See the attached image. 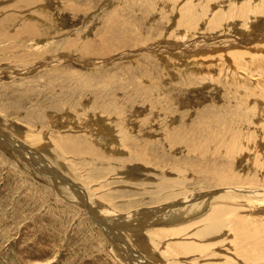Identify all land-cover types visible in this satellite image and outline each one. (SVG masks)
Segmentation results:
<instances>
[{
	"label": "rangeland",
	"instance_id": "rangeland-1",
	"mask_svg": "<svg viewBox=\"0 0 264 264\" xmlns=\"http://www.w3.org/2000/svg\"><path fill=\"white\" fill-rule=\"evenodd\" d=\"M254 1L224 0L213 9L227 16L214 25L197 0L192 14L204 17L198 33L183 38L189 0H0V20H14L0 24L9 37L0 39V264H264V248L252 260L231 222H207L225 207L264 245V197L248 192H264V118L247 116L264 112V2ZM245 4L262 5V13L240 19ZM116 32L129 43L107 55L79 53L80 45L109 47ZM45 42L41 56L23 63L21 53ZM27 128L47 142L29 143ZM61 137L90 150L62 156L52 148ZM178 142L212 155L171 151ZM107 161L111 170L98 171ZM154 212L162 213L156 222L144 216Z\"/></svg>",
	"mask_w": 264,
	"mask_h": 264
},
{
	"label": "bare ground",
	"instance_id": "bare-ground-1",
	"mask_svg": "<svg viewBox=\"0 0 264 264\" xmlns=\"http://www.w3.org/2000/svg\"><path fill=\"white\" fill-rule=\"evenodd\" d=\"M164 1H168V0H164ZM195 1V2H194ZM196 1L197 0H189V2H188V4L189 5H187V6H185L184 8H182V11H183V13H185V17H182V19H184V21L182 22V24L183 25H181L180 24V28H183L182 30H183V32L182 31H179L178 33H180V34H182L183 33V38H185V37H191L192 35L194 36V33H193V31H195V29L193 30V27L196 25V24H198L199 22H200V20L199 19H201L202 17H204V15H203V12L200 14V15H196V13H195V15H193L192 13H193V9L194 8H196L195 7V3H196ZM224 0H200V3L201 2H203V5L201 4V6H203V7H209L210 8V10H209V14H207V19H208V21H210L209 19L211 18V17H215L216 18V20L215 21H213V19H212V21L214 22V25L215 24H217V23H219L220 21H222V19H225L224 18V16H227V15H224V14H222L221 12H220V10H218V9H216V10H218V12H215V10L213 9L215 6H217V7H219V9H221L222 7H223V2ZM232 1V0H231ZM243 1H245V0H243ZM252 1H254V0H252ZM256 1V0H255ZM254 1V2H255ZM226 2V1H225ZM236 2V1H235ZM247 2H248V0H247ZM246 2V3H247ZM263 2H264V0H263ZM161 3V2H160ZM167 3H169V2H167ZM228 3V2H227ZM244 3V2H243ZM174 4V3H173ZM229 4V3H228ZM233 4V3H232ZM236 4V3H235ZM239 4H242V3H239ZM238 4V5H239ZM255 4H258V3H255ZM184 5V4H183ZM200 5V4H199ZM198 5V6H199ZM252 4H245V5H243V8H240V6H238V8H240V10L238 9V14H236V16L237 17H239L240 19H244V20H249L250 19V17L249 16H253L252 18H254V16H256V15H258V14H261L262 12H261V8H262V5L264 6V4L262 3V5H252ZM156 6V5H155ZM198 6H197V8H198ZM200 7V6H199ZM202 7V8H203ZM152 8V7H151ZM204 8V9H205ZM226 8V7H225ZM228 8V7H227ZM233 9V8H232ZM226 11V10H225ZM263 11V10H262ZM235 12V11H234ZM227 13V12H226ZM236 13V12H235ZM182 14V13H181ZM187 14V15H186ZM212 15V16H211ZM224 15V16H223ZM232 15V14H231ZM264 15V14H263ZM229 16H230V14H229ZM234 17L233 16V18H235V20H236V18L237 17ZM191 17H194L193 19L191 18ZM261 17V16H260ZM249 18V19H248ZM263 18V17H262ZM227 19V18H226ZM231 19H232V17H231ZM253 20V19H252ZM259 20H260V18H259ZM6 21V22H5ZM14 20H13V17H7V18H3L2 20H0V24H2V22H5L6 24H8V23H12ZM205 21V20H204ZM207 21V20H206ZM207 21V22H208ZM224 21V20H223ZM229 21V20H228ZM239 21V20H238ZM247 21H246V24H249V23H247ZM251 21V20H250ZM212 22V23H213ZM230 22V21H229ZM232 22H235L234 20L232 21ZM236 23V22H235ZM240 24L242 23V22H239ZM209 24V23H208ZM207 24V26H209ZM228 24V23H227ZM226 24V26L228 27V25ZM234 24V23H233ZM238 24V23H237ZM245 24V25H246ZM251 24H253V23H251ZM4 25V24H3ZM2 25V26H3ZM200 25V24H199ZM198 25V26H199ZM204 26L206 25L205 24V22H204V24H203ZM202 25V26H203ZM222 25H224L223 23H222ZM244 25V26H245ZM1 26V25H0ZM203 26V27H204ZM220 26V25H219ZM237 26V25H236ZM239 26V25H238ZM251 26V25H250ZM250 26H248V27H250ZM253 26H255V24L253 25ZM256 26H258V25H256ZM247 27V28H248ZM260 27V26H259ZM258 27V29H260ZM206 28V27H205ZM222 28V27H221ZM254 27H252V29H253ZM243 29H244V27H243ZM129 30V29H128ZM199 30H201L200 28H199ZM207 30H208V28H207ZM220 30V29H219ZM251 30V29H250ZM256 30V29H255ZM198 31V30H197ZM221 31V30H220ZM232 31V30H231ZM246 31H248L247 29H246ZM196 32V31H195ZM206 32V31H205ZM209 32H210V29H209ZM250 32H252V31H250ZM254 32V31H253ZM118 33L119 32H116L115 33V35L111 38L113 41H112V43L113 44H110V46L109 47H106V46H103V45H101V44H99V47H98V50H97V52H95V50L94 51H92V49H91V47L90 46H88L89 44H86V45H84V46H79L78 47V50H79V53L80 54H84V55H91V54H104V55H107L108 53H110V52H112V51H109V49L111 48L112 50H116V49H119V48H121V47H123V46H125L127 43H129V42H127L126 41V38H123V39H121L120 37H118ZM123 33V32H122ZM196 33H198V32H196ZM225 33V32H224ZM206 34V33H205ZM205 34H202L203 36L205 35ZM241 34V33H240ZM126 35V34H125ZM201 35V34H200ZM200 35L198 36V37H200ZM212 35V34H211ZM178 36H179V34H178ZM197 36V35H196ZM207 36V35H206ZM214 36V35H213ZM224 36V35H223ZM230 36V35H229ZM244 36V35H243ZM6 37H8V36H6L4 33H0V39H3V40H6ZM125 37V36H124ZM208 37V36H207ZM225 37V36H224ZM228 37V36H227ZM246 37V36H245ZM9 38V37H8ZM11 38H13V37H11ZM180 38H181V36H180ZM192 38H196V37H192ZM202 38V37H201ZM203 38H205V37H203ZM218 38H220V37H218ZM244 38V37H243ZM14 39V38H13ZM100 39H102V38H100ZM130 39V38H129ZM191 39V38H190ZM223 39V38H222ZM251 39V38H250ZM201 40V39H200ZM212 40V39H211ZM234 41H235V39H233ZM264 40V39H263ZM1 41V40H0ZM11 41V40H10ZM134 41V40H133ZM224 41V40H223ZM238 41V40H237ZM99 42V41H98ZM147 42V41H146ZM199 42V41H198ZM203 43H204V41H202ZM216 42V41H215ZM230 42V41H229ZM10 45L11 44H13V43H17V42H8ZM24 43V42H23ZM220 43V42H219ZM1 44V43H0ZM205 45V51H206V44L207 43H204ZM211 44H213V46H214V43H211ZM229 44V43H228ZM244 44V43H243ZM242 44V45H243ZM28 45H30V44H28ZM45 45H47L48 47H50V45H48V43H46L45 42V44H43V43H41V44H39V46H37L38 48H30V46H29V48H30V50H31V52H33L34 54L33 55H29V54H27L30 50H28V52H23V53H21V55H22V57H21V60H24V59H26L27 57L28 58H33V57H39V56H41L42 55V53H44L45 52V50L44 49H47L46 47H44ZM230 45V44H229ZM252 45V44H251ZM32 46H34V45H32ZM41 46V47H40ZM52 46V45H51ZM216 46V45H215ZM214 46V47H215ZM254 46V45H253ZM259 46V45H258ZM24 47V46H23ZM58 47H59V45H58ZM114 47H115V49H114ZM192 47V46H191ZM195 47V46H194ZM193 47V48H194ZM231 47H232V45H231ZM238 47H239V45H238ZM246 48H248L247 46H245ZM263 48H264V45L262 46ZM183 48V47H182ZM188 48V47H187ZM210 48V47H209ZM216 48V47H215ZM220 48V47H219ZM229 48V47H228ZM259 48H261L260 46H259ZM22 49V48H21ZM62 49H63V47H62ZM97 49V48H96ZM185 49V48H184ZM195 49V48H194ZM212 49V48H211ZM224 49V48H223ZM258 49V48H257ZM27 50V49H26ZM66 50V49H65ZM187 50V49H186ZM190 50V49H189ZM215 50V49H214ZM213 50V51H214ZM217 50V49H216ZM240 50V49H239ZM243 50V49H242ZM241 50V51H242ZM262 50V49H261ZM192 51V50H191ZM195 51V50H194ZM198 51V50H197ZM207 51H208V49H207ZM212 51V52H213ZM220 51H222V49L220 50ZM225 51V50H224ZM263 51V50H262ZM180 52H181V48H180ZM209 52H210V50H209ZM243 53H244V51H242ZM182 53V52H181ZM219 54H220V52H218ZM217 53V54H218ZM238 53L240 54V52L238 51ZM215 54V53H214ZM245 54V53H244ZM238 55V54H237ZM246 55V54H245ZM257 55V54H256ZM234 57V56H233ZM242 57V56H241ZM240 57V58H241ZM243 58V57H242ZM245 58V57H244ZM256 59V58H255ZM26 61L24 60V62L23 63H25ZM239 62L241 63L242 61H240L239 60ZM254 62V61H253ZM245 63V62H244ZM154 64V63H153ZM237 65H239V63H236ZM43 66V65H42ZM261 66V65H260ZM248 69V68H247ZM262 69V68H261ZM209 70V69H208ZM264 72V71H263ZM212 78V77H211ZM238 78V77H237ZM251 80V79H250ZM254 82V81H253ZM225 87H227V86H225ZM241 88H242V86H241ZM236 90V89H235ZM230 91V90H229ZM124 92V91H123ZM238 92V91H237ZM89 96V95H88ZM87 96V97H88ZM89 97H91V96H89ZM85 99V98H84ZM91 98H87L86 99V102H91V100H90ZM118 100V99H117ZM92 101H93V103H97V101H95L94 99H92ZM99 101V100H98ZM125 101V100H124ZM67 102V101H66ZM103 102V101H102ZM236 102V101H235ZM68 103H70V102H68ZM228 103V102H227ZM80 105H82V103H79ZM78 104V105H79ZM96 106H98V105H96ZM228 106V105H227ZM257 106V105H256ZM63 107V106H62ZM77 107V106H76ZM88 107H91L90 106V104H88ZM88 107L87 106H84V110H86V111H88ZM99 107V106H98ZM110 107V106H109ZM182 107V106H181ZM234 107V106H233ZM103 108V107H102ZM117 108H118V105H117ZM146 108V107H145ZM229 108V107H228ZM96 109H97V107H96ZM112 109V108H111ZM138 109V108H137ZM142 109V108H141ZM153 109V108H152ZM231 109H233V108H231ZM260 109V108H259ZM258 109V110H259ZM37 110V109H36ZM82 110V109H81ZM81 110H79V111H81ZM140 110V109H139ZM100 111V110H99ZM116 111V110H115ZM260 111V110H259ZM77 112V111H76ZM125 112H126V109H125ZM127 112H129V109H127ZM122 113H124V112H122ZM135 113H137V112H135ZM98 114V113H97ZM100 114V113H99ZM116 114V113H115ZM130 114V113H129ZM129 114H126V117H127V115H129ZM137 114H139V113H137ZM140 114H142V113H140ZM152 114V113H151ZM80 115V114H79ZM88 115V114H87ZM106 115H108V114H106ZM117 115V114H116ZM120 115V114H119ZM118 115V116H119ZM124 115H125V113H124ZM131 115V114H130ZM130 115L128 116V117H130ZM134 114L132 113V115L131 116H133ZM210 115V114H209ZM212 115V114H211ZM214 115V114H213ZM215 115H217V114H215ZM50 116V115H49ZM64 116V115H63ZM67 116H69L68 114H67ZM103 116V115H102ZM114 116V115H113ZM121 116V115H120ZM137 117H139L138 115H136ZM202 116V115H201ZM208 116V115H207ZM248 117H256L257 119H262V118H264V112L262 111V112H256V110H255V112H250L249 113V115H247ZM90 117H93V116H89V118ZM101 117V116H100ZM134 117V116H133ZM215 116H212V118H214ZM219 117H221V115L219 116ZM42 118V117H41ZM58 118V117H57ZM66 118V117H65ZM95 117H93L92 119H94ZM97 118H98V115H97ZM103 118H104V116H103ZM108 118V117H107ZM132 118V117H131ZM135 118V117H134ZM175 118V117H174ZM191 118V117H190ZM208 118H210V120H211V117H207V119L205 118L204 119V121L206 120V123H210V121H208L207 122V120H208ZM223 118V117H222ZM67 119V118H66ZM100 119V118H99ZM105 119H106V117H105ZM111 119V118H110ZM128 119V118H127ZM126 119V120H127ZM130 119V118H129ZM214 119H216V118H214ZM248 119V118H247ZM64 120V119H63ZM62 120V121H63ZM70 120V119H69ZM136 120V119H135ZM142 120V119H141ZM175 120V119H174ZM203 120V119H202ZM217 120H218V116H217ZM225 120V119H224ZM234 120V119H233ZM232 120V121H233ZM24 121V120H23ZM106 122H107V119L105 120ZM130 121V120H129ZM128 121V122H129ZM185 121V120H184ZM203 121V122H204ZM223 121V120H222ZM259 121V120H258ZM89 122V121H88ZM127 122V123H128ZM133 123H134V121H132ZM153 122V121H152ZM169 122V121H168ZM174 122V121H173ZM190 122V121H189ZM4 123H6V122H4ZM13 123V122H12ZM76 123V122H75ZM101 123H102V121H101ZM131 123V122H130ZM130 123H128V124H130ZM139 124H140V122H138ZM142 123H145V119H144V121L142 120ZM148 123V122H147ZM159 123V122H158ZM174 123H176V122H174ZM179 123V122H178ZM213 123V122H212ZM215 123V122H214ZM220 123H222V122H220ZM224 123V122H223ZM260 123H262V122H260ZM61 124V123H60ZM70 124V123H69ZM96 124V123H95ZM127 124V125H128ZM151 124V123H150ZM200 124V123H199ZM225 124V123H224ZM75 125H78V124H75ZM98 126L100 125V121H99V124H97ZM97 125L95 126V128H98L97 127ZM154 125V124H153ZM162 125V124H161ZM164 125V124H163ZM162 125V126H163ZM189 125V124H188ZM203 126V123L202 124H200V126ZM210 125V124H209ZM213 125V124H212ZM215 126H216V124H214ZM213 125V126H214ZM219 125V124H218ZM229 125V124H228ZM1 126V125H0ZM139 126V125H138ZM145 126V125H144ZM170 126H172V125H170ZM198 126V125H197ZM205 126V125H204ZM214 126V127H215ZM223 126V125H222ZM225 126V125H224ZM227 126V125H226ZM76 127V126H75ZM94 127V126H93ZM128 127V126H127ZM133 127V126H132ZM142 127V126H141ZM147 128H148V126H146ZM154 127V126H153ZM156 127V126H155ZM154 127V128H155ZM161 127V126H160ZM166 127V126H165ZM206 127H209V126H206ZM260 127V126H259ZM258 127V128H259ZM3 128V127H2ZM31 128V127H30ZM129 128V127H128ZM131 128V127H130ZM140 128V127H139ZM138 128V129H139ZM172 128V127H171ZM200 128V127H199ZM212 128V127H211ZM223 128H225V127H223ZM227 128V127H226ZM225 128V129H226ZM5 129V128H4ZM105 129H107V128H105ZM136 129H137V127H136ZM156 129V128H155ZM203 129V128H202ZM214 129V128H213ZM225 129H224V131H225ZM233 129V128H232ZM104 130V129H103ZM135 130V129H134ZM166 130V129H165ZM170 130V129H169ZM210 130V129H209ZM222 130V129H221ZM32 130H30V129H28L27 128V130H26V132H25V134H24V136H25V138H26V140L27 141H29V143H31L32 145H37V144H39V143H44V142H47V140L46 141H44L43 139H41L39 136H36V135H34L35 133L33 132H31ZM99 131V130H98ZM108 131H110V130H108ZM132 131V130H131ZM147 132H148V135L150 134V132H153V130H146ZM155 131V130H154ZM214 131V130H213ZM230 131V130H229ZM259 131V130H258ZM74 132V131H73ZM136 132V131H135ZM165 132V131H164ZM170 132H172V131H170ZM206 132H207V130H206ZM216 132V131H215ZM214 132V133H215ZM227 132V131H226ZM236 132V131H235ZM261 132V131H260ZM113 133V132H112ZM197 133V132H196ZM195 133V134H196ZM211 133H213V132H211ZM231 133V132H230ZM259 133V132H258ZM12 134V133H11ZM100 134V133H99ZM104 134V133H103ZM146 135H145V137L147 136V133H145ZM198 134V133H197ZM223 134H226V133H223ZM1 135H3V134H1ZM19 135H20V133H19ZM107 135V134H106ZM151 135H152V133H151ZM154 135V134H153ZM165 135V134H164ZM173 135V134H172ZM199 135H201V134H199ZM204 135V134H203ZM210 135V134H209ZM212 135V134H211ZM210 135V136H211ZM12 136H14V135H12ZM170 135L169 134H167V137H169ZM207 136V135H206ZM222 136V135H221ZM224 137H225V135H223ZM227 136V135H226ZM231 136V135H230ZM234 136V135H233ZM4 137V136H3ZM18 137V139L20 138L19 136H17ZM16 137V138H17ZM90 137V136H89ZM88 137V138H89ZM109 137V136H108ZM144 137V138H145ZM177 137H178V135H177ZM200 136H198V138H199ZM218 137V136H217ZM216 137V138H217ZM227 137H229V136H227ZM23 138V137H22ZM21 138V139H22ZM110 138V137H109ZM111 138H112V136H111ZM142 138V137H141ZM198 138H197V140H198ZM203 138H205V137H203ZM209 138V137H208ZM222 138V137H221ZM226 138V137H225ZM224 138V139H225ZM229 138H232V136L231 137H229ZM178 139V138H177ZM180 139V138H179ZM206 139V138H205ZM204 139V140H205ZM220 139V138H219ZM223 139V138H222ZM235 139V138H234ZM25 140V139H24ZM43 140V141H42ZM183 140V139H182ZM196 140V141H197ZM209 140V139H208ZM213 140H214V138H213ZM217 140V139H216ZM227 140H230V139H227ZM227 140H226V142H227ZM236 140V139H235ZM259 140V142H258V144L261 142L260 140H262V139H258ZM264 140V139H263ZM12 141V140H11ZM80 141V140H79ZM112 141V140H111ZM110 141V142H111ZM115 141V140H114ZM117 141V140H116ZM170 141V140H169ZM174 141H175V139H174ZM200 141V140H199ZM211 141H212V139H211ZM222 141H224V140H222ZM4 142H6V141H4ZM20 142H21V140H20ZM22 142H23V140H22ZM53 142H54V147H52L53 149H54V151H60L61 152V154H62V156H64L65 154H72V155H74V156H76L77 155V157H78V155L80 154L81 155V151H82V149H83V147L84 146H81V145H79V144H77L75 141H70L69 140V138H64V137H61V138H59L58 139V141L56 142V141H54L53 140ZM192 142V141H191ZM194 142V141H193ZM204 142V141H203ZM213 142V141H212ZM231 142V141H230ZM234 142V141H233ZM114 143V142H113ZM135 143V142H134ZM169 143V142H168ZM205 143V142H204ZM232 143V142H231ZM28 144V143H27ZM194 144H196V143H194ZM202 144V143H201ZM211 144V143H210ZM212 144H214V142L212 143ZM216 145H217V143H215ZM222 145H223V143H221ZM4 145V144H3ZM2 145V146H3ZM6 145V144H5ZM13 145V144H12ZM21 145V144H20ZM19 145V146H20ZM29 145V144H28ZM28 145H26V146H28ZM53 145V144H52ZM110 145V144H109ZM119 145V144H118ZM181 145V146H180ZM184 145H188V146H184ZM189 145H191V144H182V143H180L179 144V142L178 143H172L171 145H170V150L171 151H173V152H175V153H181L182 151V153H185V154H190V153H192V154H197V152H199L200 154H198V155H206V154H208V155H210L211 154V152L209 151V150H205V152L203 151V149L202 150H200L199 149V147L198 146H194L193 144H192V146H189ZM227 145V144H226ZM230 145V144H229ZM228 145V146H229ZM262 145V144H261ZM8 146V145H7ZM23 146H24V144H23ZM209 146V145H208ZM244 146V145H243ZM255 146L256 145H251V146H249L251 149H250V151H253V149H255ZM21 147H22V145H21ZM25 147V146H24ZM29 148V147H28ZM35 148V147H34ZM85 148V147H84ZM204 148H205V146H204ZM224 148V147H223ZM222 148V149H223ZM240 148V147H239ZM245 148V147H244ZM8 149H10L9 147H8ZM8 149H6L7 150V152H8ZM85 149H88V150H90V148H89V146H87V148H85ZM123 149V148H122ZM247 149V148H246ZM34 150V149H33ZM212 150V149H211ZM237 150V149H236ZM248 150V149H247ZM29 151V150H28ZM31 151V150H30ZM47 152L48 151H50V152H52V149H47L46 150ZM232 151V150H231ZM230 151V152H231ZM239 151V150H238ZM249 151V150H248ZM1 152V151H0ZM22 152V151H21ZM2 153H3V151H2ZM2 153H0V154H2ZM140 153V152H139ZM144 152H142L141 153V155L143 154ZM206 153V154H205ZM225 153H226V151H225ZM38 154H40L39 152H38ZM42 154V153H41ZM40 154V155H41ZM59 154V153H58ZM214 154V153H213ZM60 155V154H59ZM212 155V154H211ZM244 155V154H243ZM44 156V155H43ZM43 156L41 157V158H43ZM66 156V155H65ZM120 156V155H119ZM144 155H142V157H143ZM50 157V156H49ZM199 157V156H198ZM46 158V157H45ZM66 158V157H65ZM26 159V158H25ZM141 159V157L140 156H138L137 157V160L139 161ZM41 160V159H40ZM34 161V160H33ZM45 161V160H44ZM59 161H61V160H59ZM82 161V160H81ZM30 161H28V163H29ZM48 162V161H47ZM57 162V161H56ZM89 162H91V161H89ZM94 162V161H93ZM141 162V161H140ZM38 163H40V162H38ZM72 163V162H71ZM70 163V164H71ZM100 163V162H99ZM32 164H34V163H32ZM144 164V163H143ZM43 165V164H42ZM71 165H73V163L71 164ZM87 165V164H86ZM100 165H102V164H100ZM39 166V165H38ZM51 166V165H50ZM49 166V167H50ZM87 166H90V165H87ZM233 166V165H232ZM72 167V166H71ZM93 168V167H92ZM94 168H95V164H94ZM98 168V167H97ZM37 169V168H36ZM48 169V168H47ZM110 171L111 170V165H110V162L109 161H107V163L106 164H104L103 163V165L101 166V168L98 170V171H100V172H103V171ZM66 171H68V170H66ZM54 173V172H53ZM98 173V172H97ZM164 173V172H163ZM179 174V173H178ZM64 177V176H63ZM231 177V176H230ZM181 178V177H180ZM59 179V178H58ZM103 179V178H102ZM113 180V179H112ZM122 180V179H121ZM58 181H60V180H58ZM105 181H107V180H105ZM236 181L237 182H239V181H241V179L240 178H238V179H236ZM56 182V181H55ZM61 182H63V180L61 181ZM126 182V181H125ZM102 184H104L103 186H102V188H101V190L102 189H105V188H107L108 187V184L106 183V182H104V183H102ZM68 185V184H67ZM101 185V184H100ZM100 185H98L99 187H100ZM175 185L176 186H178V183H175ZM77 186H79V185H77ZM83 187V186H82ZM87 187V186H86ZM79 188V187H78ZM178 188V187H177ZM240 188V187H239ZM77 189V188H76ZM81 189V188H80ZM84 189V188H83ZM88 189V188H87ZM115 189V188H114ZM123 189V188H122ZM231 189V188H230ZM85 191H86V188L84 189ZM89 190V189H88ZM112 190H113V188H112ZM118 190H120V189H118ZM238 190V189H237ZM241 190H246V191H248L247 189H241ZM96 191H97V189H96ZM164 191V190H163ZM83 192V191H82ZM248 192H250V193H252V194H254V195H258V196H262V197H264V192H262V191H253V190H249ZM86 193V192H85ZM239 193V192H238ZM247 193V192H246ZM82 194V193H81ZM84 194V193H83ZM158 194V193H157ZM251 195V194H250ZM175 196V195H174ZM189 195H187V197H188ZM231 196V195H230ZM255 196V197H256ZM83 197H85V196H83ZM205 197V196H204ZM94 198V197H93ZM201 198V197H200ZM83 199V198H82ZM100 199H102V197L100 198ZM99 199V200H100ZM175 199V198H174ZM88 200H90V199H88ZM88 200H86V201H88ZM186 200H187V198H186ZM83 202V201H82ZM173 202V201H172ZM182 202V201H181ZM181 202H179L178 203V207L180 206L179 204L181 203ZM205 202H206V200H205ZM210 202V201H209ZM84 203V202H83ZM190 202H186V201H184V204H189ZM88 204V203H87ZM171 204V203H170ZM190 204H192V203H190ZM198 204V203H197ZM204 204V203H203ZM196 205V204H195ZM166 206H168V205H166ZM169 206H171V205H169ZM188 206V205H187ZM192 207V206H191ZM89 208H91V206L89 207ZM177 208V207H176ZM180 208V207H179ZM187 208V207H186ZM195 208H196V206H195ZM194 208V209H195ZM143 209V208H142ZM162 209V208H161ZM164 210H162V211H166L167 213L169 212V210H174V209H172V207H165V208H163ZM190 209V208H189ZM188 209V210H189ZM193 209V210H194ZM91 210V209H90ZM104 210V209H103ZM155 210V209H154ZM176 210H178V209H176ZM181 210V209H180ZM180 210L178 211V212H180ZM135 211V210H134ZM141 211V210H140ZM172 212V211H171ZM171 212H169V213H171ZM175 212V211H174ZM194 212H196V211H194ZM168 213V214H169ZM191 213V212H190ZM160 214H162V213H160V212H154V213H152L151 215L149 214V215H144V216H146V217H151V218H155V220L153 221V222H156V221H158V219L159 218H161V216H160ZM179 214V213H178ZM181 214H183V213H181ZM124 215V214H123ZM128 215V214H127ZM189 215V214H188ZM102 216V215H101ZM118 216V215H117ZM122 216V215H121ZM160 216V217H159ZM146 217H145V219H146ZM159 217V218H158ZM171 217V216H170ZM134 218V217H133ZM158 218V219H157ZM167 218V217H166ZM209 219H208V221L207 222H209V223H215V225L216 226H218V224L220 223V221L222 220V219H225L226 221H228V222H231V224H232V233H233V235L236 237V239L238 240V244L239 243H241V244H243V245H246L247 243V245H249V247L248 248H250L251 247V251L253 252V255L251 256V259L252 260H254L255 259V261L257 260L258 262L261 260V257H260V251L264 248V245L262 244V241L260 242L259 240L258 241H256V240H254L253 241V237L255 236L256 238H254V239H257L258 237H257V235H255V233H254V231H253V229L251 228H249V225H247L246 224V222H244V220L242 219V218H239V217H237V216H235V215H232V213L230 212V210L229 209H227V208H217V209H213V212H212V214L211 215H209V217H208ZM101 219V218H100ZM123 219H124V217H123ZM144 219V218H143ZM178 219H180L181 220V218H178ZM141 220V219H140ZM153 220V219H152ZM179 220V221H180ZM214 220V221H213ZM143 221H145V220H143ZM202 221V220H201ZM119 222V221H118ZM117 222V223H118ZM146 222V221H145ZM150 222V221H149ZM175 222H177V221H175ZM121 223H124V222H121ZM121 223H118V224H121ZM134 223V222H133ZM106 224V223H105ZM104 224V225H105ZM141 224V223H140ZM139 224V225H140ZM143 224V223H142ZM147 224V223H146ZM169 224H171V222L169 223ZM168 224V225H169ZM174 224V223H173ZM229 224V223H228ZM112 225V224H111ZM160 225H161V223H160ZM167 225V226H168ZM213 225V224H212ZM230 225V224H229ZM127 226H129V225H127ZM146 226V225H145ZM162 226V225H161ZM109 227V226H108ZM154 227V225H152L150 228H153ZM213 227V226H212ZM252 227V226H251ZM113 228V227H112ZM123 228H124V226H123ZM126 228V227H125ZM124 228V229H125ZM131 228V227H130ZM157 228V227H156ZM109 229V228H108ZM124 229L122 230V231H119V232H123L124 231ZM142 229V228H141ZM255 229V228H254ZM257 229V228H256ZM110 230H112V234L114 235V230L113 229H110ZM126 230V229H125ZM132 229H130V231H131ZM258 230V229H257ZM127 231H129V230H127ZM156 231H157V229H156ZM155 231V232H156ZM230 231V230H229ZM125 233H126V231H124ZM255 232H256V230H255ZM258 232V231H257ZM257 232H256V234H257ZM260 232V231H259ZM153 233V232H152ZM116 234V233H115ZM119 234V233H118ZM153 234H156V233H153ZM105 235H106V233H105ZM111 235V234H110ZM120 235V234H119ZM115 236V235H114ZM259 236V235H258ZM119 237V236H118ZM261 238V237H260ZM122 239V238H121ZM149 240V239H148ZM123 241V240H122ZM123 242H125V241H123ZM127 242V241H126ZM130 242V241H129ZM214 244V243H213ZM217 244V243H216ZM235 244V243H234ZM130 245V244H129ZM144 245V244H143ZM170 245V244H169ZM240 245V244H239ZM235 246V245H234ZM237 247H238V245H237ZM237 247H236V250H241L242 249V251L246 248H243V247H239V249H237ZM217 248V247H216ZM170 249H173L171 246H169V250ZM169 250H166V252H164L163 254H164V256L165 257H169V253H172V252H170ZM250 250V249H249ZM177 251V250H176ZM240 252V251H239ZM248 253V252H247ZM235 254V256H237V257H239L240 259H243L244 258V260H246V256H245V254L244 253H242V252H240V253H234ZM158 255V254H157ZM247 255V254H246ZM216 257V256H215ZM206 258V257H205ZM248 258V257H247ZM252 260H248V261H252ZM145 261V260H144ZM151 261V260H150ZM172 261V260H171ZM247 261V260H246ZM247 261V262H248ZM121 263V262H120ZM149 263H151V262H149ZM241 263V262H240ZM141 264H145V263H141ZM152 264V263H151Z\"/></svg>",
	"mask_w": 264,
	"mask_h": 264
}]
</instances>
